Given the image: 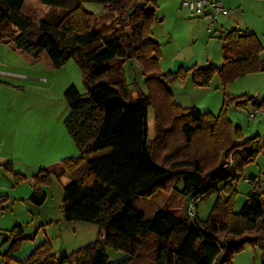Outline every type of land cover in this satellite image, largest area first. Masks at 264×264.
Wrapping results in <instances>:
<instances>
[{
  "label": "trees",
  "instance_id": "trees-1",
  "mask_svg": "<svg viewBox=\"0 0 264 264\" xmlns=\"http://www.w3.org/2000/svg\"><path fill=\"white\" fill-rule=\"evenodd\" d=\"M26 0H0V42L13 44L34 62L60 68L74 58L89 92L70 86L65 97L70 114L65 123L80 151L77 157L42 168L34 176L30 202L42 206L47 200L43 184L65 173L72 181L64 187L63 218L67 222H93L100 226L98 238L56 264H231L246 246L264 244V191L249 192L240 211L234 186L240 170L254 161L264 147V137L236 142L239 127L227 117L230 103H251L264 112V97L225 98L219 115L178 104L170 84L191 77L196 85H210L218 73L224 85L264 71L263 45L254 33L233 27L225 40L221 66L193 65L178 71H160V44L152 27L158 0H42L59 13L36 23L24 12ZM86 3L106 4L118 16V27L108 35L98 26L99 14ZM121 59L117 63L115 60ZM137 61L147 91L132 97L124 65ZM154 110L155 136L150 138V109ZM106 149L112 152L87 160ZM234 152L236 163L227 166ZM255 178V177H254ZM252 178V180H255ZM24 175L16 174L17 182ZM182 184V187L179 185ZM179 191L187 200L219 198L206 220L180 218L157 207L153 217L132 205L135 197L155 204L159 191ZM2 201L0 197V202ZM11 258L29 237L22 225L10 231ZM7 240V239H6ZM123 251L128 258L111 262L106 249ZM54 258L49 241L40 244L22 264H50ZM264 264V261L263 263Z\"/></svg>",
  "mask_w": 264,
  "mask_h": 264
},
{
  "label": "rangeland",
  "instance_id": "rangeland-1",
  "mask_svg": "<svg viewBox=\"0 0 264 264\" xmlns=\"http://www.w3.org/2000/svg\"><path fill=\"white\" fill-rule=\"evenodd\" d=\"M184 1L158 0L156 14L161 21L156 22L152 30L160 44L162 73L176 72L182 67L187 69L193 65L221 66L226 44L221 36L233 27L245 33H254L260 39L263 45L261 58L264 59V0H218L229 12L215 21L207 15L195 16L184 5ZM85 6L99 14L98 26L104 33L112 35L118 27L117 14L111 12L106 4L86 3ZM24 12L39 23L59 13V10L44 4L42 0H26ZM119 61L121 59L113 63ZM124 68L132 97L141 94L139 89L146 92L141 65L135 60H128ZM72 85L82 94H87L90 89L74 58L60 68H47L40 61L34 62L13 44L0 42V264H22L46 241L50 242L54 253L50 264H56L61 256L94 242L99 236V224L67 222L63 218L64 187L72 181L68 172L60 179L52 175L51 183L42 185L47 193V200L42 206L30 202L34 191V176L40 169L59 165L66 158L80 155L65 123L70 114L65 92ZM170 86L174 96L184 94L194 100L199 110L219 115L226 97L249 96L262 99L264 71L240 76L226 85L216 73L208 86L196 85L191 77L177 79ZM250 113H255L256 117L250 119ZM227 117L240 129L241 138L236 135L237 132L234 133L236 142L240 143L256 135L264 137V112H257L251 103L246 107L236 102L230 103ZM149 125L150 138L153 139L155 121L152 108ZM111 152L112 149H106L88 154L86 159ZM227 160V166L236 163L234 152L229 154ZM18 173L25 176L22 182L16 180ZM234 186L238 189L236 211H240L249 201V192L253 188L258 187L264 191V147L254 161L240 170ZM219 198L226 199V194L214 193L202 201L198 198L196 217L206 220ZM153 199L156 205L138 196L133 205L148 215L155 208L162 207L180 218L187 217L191 199L187 200L179 191H159ZM15 225H22L24 235L29 238L22 241L11 258H5L4 254L13 245V239L9 236ZM106 251L111 262L129 257L127 253L109 247ZM263 261L264 244H260L256 247L246 246L237 253L231 264H262Z\"/></svg>",
  "mask_w": 264,
  "mask_h": 264
},
{
  "label": "built area",
  "instance_id": "built-area-1",
  "mask_svg": "<svg viewBox=\"0 0 264 264\" xmlns=\"http://www.w3.org/2000/svg\"><path fill=\"white\" fill-rule=\"evenodd\" d=\"M184 5H186L193 14L195 15H207L212 21L218 19L221 15H227L228 9L224 7L223 3L218 0H185ZM259 112V111H257ZM256 117L255 113H250L249 118L254 119ZM197 199H191L188 204L187 217L190 220H194L196 217V202Z\"/></svg>",
  "mask_w": 264,
  "mask_h": 264
},
{
  "label": "crops",
  "instance_id": "crops-1",
  "mask_svg": "<svg viewBox=\"0 0 264 264\" xmlns=\"http://www.w3.org/2000/svg\"><path fill=\"white\" fill-rule=\"evenodd\" d=\"M196 16V15H195ZM213 25V24H212ZM211 27L212 26H210V28H208V31L210 32L211 31ZM221 27H224L223 26V24H221ZM216 31H217V29H216ZM223 34H224V32H223ZM154 36V35H153ZM155 38V37H154ZM222 61H223V59H222ZM222 61H221V63H222ZM172 87V86H171ZM175 98H176V101L178 102V104L179 105H181L182 107H184V108H191V107H196V104H195V102H194V100L192 99V98H189V97H187L186 95H184V94H182V95H176L175 96ZM196 101V100H195ZM137 197H135L133 200H132V205H133V201L136 199ZM134 206V205H133ZM156 210H157V208H155V210H154V212L151 214V215H148V214H146L145 212V214L148 216V217H153L154 216V214H155V212H156Z\"/></svg>",
  "mask_w": 264,
  "mask_h": 264
}]
</instances>
